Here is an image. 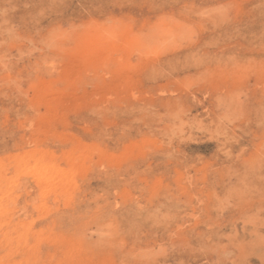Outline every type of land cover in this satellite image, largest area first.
I'll use <instances>...</instances> for the list:
<instances>
[{
	"label": "rangeland",
	"instance_id": "374dc122",
	"mask_svg": "<svg viewBox=\"0 0 264 264\" xmlns=\"http://www.w3.org/2000/svg\"><path fill=\"white\" fill-rule=\"evenodd\" d=\"M0 264H264V0H0Z\"/></svg>",
	"mask_w": 264,
	"mask_h": 264
}]
</instances>
